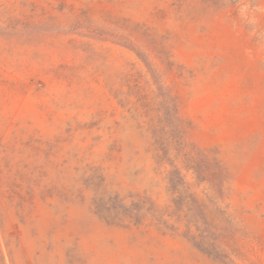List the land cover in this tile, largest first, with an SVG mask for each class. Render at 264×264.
Returning a JSON list of instances; mask_svg holds the SVG:
<instances>
[{"label": "rangeland", "instance_id": "1", "mask_svg": "<svg viewBox=\"0 0 264 264\" xmlns=\"http://www.w3.org/2000/svg\"><path fill=\"white\" fill-rule=\"evenodd\" d=\"M0 264H264V0H0Z\"/></svg>", "mask_w": 264, "mask_h": 264}, {"label": "trees", "instance_id": "2", "mask_svg": "<svg viewBox=\"0 0 264 264\" xmlns=\"http://www.w3.org/2000/svg\"><path fill=\"white\" fill-rule=\"evenodd\" d=\"M167 107L161 113L160 122H175L171 131H167L166 127H163L161 131H163L160 139H158V144L162 146H168L180 144L183 142L185 130L178 124L177 121V106L176 101L173 96H169L166 101ZM168 127V125H166Z\"/></svg>", "mask_w": 264, "mask_h": 264}]
</instances>
